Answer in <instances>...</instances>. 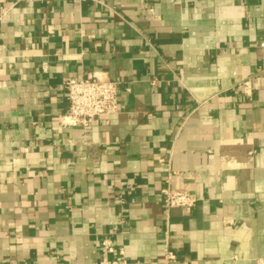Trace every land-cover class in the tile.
Wrapping results in <instances>:
<instances>
[{"label":"crops","instance_id":"obj_1","mask_svg":"<svg viewBox=\"0 0 264 264\" xmlns=\"http://www.w3.org/2000/svg\"><path fill=\"white\" fill-rule=\"evenodd\" d=\"M260 43L264 0H0V264H264ZM93 72L117 112L54 124Z\"/></svg>","mask_w":264,"mask_h":264},{"label":"built area","instance_id":"obj_2","mask_svg":"<svg viewBox=\"0 0 264 264\" xmlns=\"http://www.w3.org/2000/svg\"><path fill=\"white\" fill-rule=\"evenodd\" d=\"M259 46L264 48V43ZM260 69L264 71V52L260 60ZM120 82L110 80L102 74L90 73L84 78H68L64 82V88L67 93V108L65 112L59 115L54 124L67 126L88 127L103 117L115 114L118 110V88ZM238 87L247 95H252V85L250 80L242 81ZM163 194V203L165 216L168 219L171 210L174 208L183 209L186 213L190 212L196 203V198L183 190H172L168 186L161 190ZM102 252L106 254L122 255V250H115L109 240H103L101 244ZM175 255L172 252H166L164 260L172 261ZM116 264V262H112Z\"/></svg>","mask_w":264,"mask_h":264}]
</instances>
